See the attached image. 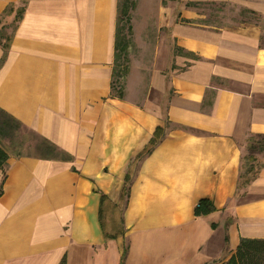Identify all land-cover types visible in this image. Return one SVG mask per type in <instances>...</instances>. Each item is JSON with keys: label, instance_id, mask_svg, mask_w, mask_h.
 Segmentation results:
<instances>
[{"label": "crops", "instance_id": "1", "mask_svg": "<svg viewBox=\"0 0 264 264\" xmlns=\"http://www.w3.org/2000/svg\"><path fill=\"white\" fill-rule=\"evenodd\" d=\"M116 1L0 0L18 11L0 110L62 154L0 143V264H119L124 249L122 264H218L264 239V158L242 181L264 137V0H165L171 67L158 38L135 97L131 76L111 95ZM202 198L214 209L195 215Z\"/></svg>", "mask_w": 264, "mask_h": 264}, {"label": "rangeland", "instance_id": "2", "mask_svg": "<svg viewBox=\"0 0 264 264\" xmlns=\"http://www.w3.org/2000/svg\"><path fill=\"white\" fill-rule=\"evenodd\" d=\"M116 5V33H115V68L111 82V94L124 93L129 76L133 79L129 89L132 96H140L144 90L145 83L149 77V71L156 64L157 42L165 40L164 56L160 58L159 67L166 68L168 71L171 67L172 44L169 36V30L159 24L161 6L166 5L165 0H117ZM15 8H8L5 13L0 14V44L10 37L15 27L14 13ZM158 21V22H157ZM164 36V37H163ZM160 37H162L160 39ZM157 44V45H156ZM161 53V50H160ZM161 53V54H163ZM143 66L147 67V72L142 71ZM153 99H159V93L151 92ZM165 100L162 102V109L165 108ZM0 143L11 154L33 155L39 157H49L51 154L60 157L62 154L58 151L49 152L47 147L39 136L30 129L23 127L5 115L0 114ZM3 135V136H1ZM248 155L251 152H261L258 162L250 163L251 169L247 171L248 159L243 167V180L249 179L255 173L261 160L264 158V137L253 136L249 139L247 145ZM252 154V153H251ZM51 157V156H50ZM248 157V156H247ZM250 161V160H249ZM136 162V161H135ZM137 162L131 166V170L136 168ZM249 172V173H247ZM122 197V202H124ZM122 203L119 204V207ZM120 209L114 213L112 218L113 224L119 223Z\"/></svg>", "mask_w": 264, "mask_h": 264}, {"label": "trees", "instance_id": "3", "mask_svg": "<svg viewBox=\"0 0 264 264\" xmlns=\"http://www.w3.org/2000/svg\"><path fill=\"white\" fill-rule=\"evenodd\" d=\"M17 16H18V11L15 13L14 18L16 19ZM114 95L119 97L121 96V94L119 93ZM0 114L7 116L9 119L19 124L17 121H15L13 118H11L9 115H7L1 110H0ZM1 132H4V130L2 129L0 133ZM43 142L45 144V147H47V149L49 150V152L56 151V148L50 145L47 141L43 140ZM55 155L51 154L50 156L55 157ZM8 157L9 156L7 151L0 144V169L5 165ZM213 209L214 207L211 204V202L206 198H202L198 201L197 205L195 206L194 214L195 215L205 214ZM125 255H126V249L123 250L119 264H122ZM58 264H66L65 256H63L60 259ZM218 264H264V239L240 238L235 249L232 252H230L229 256L225 260L219 262Z\"/></svg>", "mask_w": 264, "mask_h": 264}]
</instances>
